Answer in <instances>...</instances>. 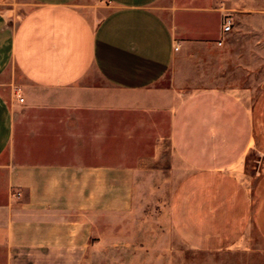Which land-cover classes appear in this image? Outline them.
Masks as SVG:
<instances>
[{"label":"crops","instance_id":"obj_1","mask_svg":"<svg viewBox=\"0 0 264 264\" xmlns=\"http://www.w3.org/2000/svg\"><path fill=\"white\" fill-rule=\"evenodd\" d=\"M106 1L98 20L80 0L0 6V264H79L91 213L155 174L183 243L244 254L253 225L264 244V87L221 83L224 9Z\"/></svg>","mask_w":264,"mask_h":264},{"label":"rangeland","instance_id":"obj_2","mask_svg":"<svg viewBox=\"0 0 264 264\" xmlns=\"http://www.w3.org/2000/svg\"><path fill=\"white\" fill-rule=\"evenodd\" d=\"M4 12L24 13L32 7L28 0H7ZM182 0H163V3ZM89 5L96 20L110 10L106 0H80ZM224 15L232 20L219 56V74L223 84L250 85L254 91L264 87V0H216ZM250 185L264 170L251 160ZM145 175V174H143ZM162 174L154 179L134 181L131 195L107 197L104 214L91 213L90 243L79 264H264V244L251 227L254 238L250 252L202 251L182 242L170 222L172 182ZM256 197L252 192V214ZM85 223H87L85 221ZM82 232V231H80ZM82 234V233H81ZM87 235V229H84Z\"/></svg>","mask_w":264,"mask_h":264},{"label":"built area","instance_id":"obj_3","mask_svg":"<svg viewBox=\"0 0 264 264\" xmlns=\"http://www.w3.org/2000/svg\"><path fill=\"white\" fill-rule=\"evenodd\" d=\"M231 25H232L231 19L229 17H226L225 20H224V25L222 27V30L224 32H228L231 29ZM220 43L221 42H218V44H220ZM18 98H19L20 101H22V98L19 96V94H18Z\"/></svg>","mask_w":264,"mask_h":264}]
</instances>
